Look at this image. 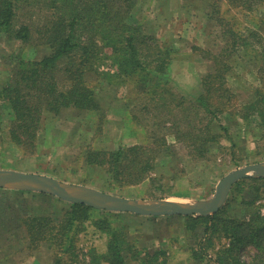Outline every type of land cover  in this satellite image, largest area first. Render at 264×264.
Instances as JSON below:
<instances>
[{"label": "trees", "instance_id": "obj_1", "mask_svg": "<svg viewBox=\"0 0 264 264\" xmlns=\"http://www.w3.org/2000/svg\"><path fill=\"white\" fill-rule=\"evenodd\" d=\"M140 2L0 0V36L15 42L17 47L8 78L0 86V101L12 116V143L33 153L45 114L56 116L74 109L96 112L99 123L103 121V107L86 74L105 58L112 60L116 76L130 86L128 99L139 97L147 114L155 112L148 118V138L143 143L114 150L90 147L85 151L86 165L103 168L119 187L145 180L156 182L157 176H152L155 167L165 163L176 146L194 161L207 160L216 145L224 149V140L229 148H234L236 142L229 128L220 123L224 115L264 126V91L255 87L253 99L238 105L236 93L227 84L231 56L241 50L257 56V76L264 81V37L260 30L264 24L260 12L264 0H206L205 23L219 30L223 45L210 57L212 70L188 95L176 92L167 79L172 55L177 50L145 31L139 18ZM190 7L199 10L196 5ZM234 9L254 21L252 28L229 18L228 13ZM29 42L47 47L49 53L39 59H23L20 49ZM263 187L264 178L242 179L213 215L184 217V230L192 238L186 247L189 256L197 262L207 260L208 264H264V213L259 211L264 209ZM233 201L253 212L233 215ZM7 208L11 214L0 213V232L24 226L27 248L33 251L47 245L50 251L54 249L53 264H74L80 255L83 264H167L166 257L172 250L139 249L133 231L137 226L122 218L128 214L83 204H68L54 214L37 215L16 211L13 203H8ZM89 234L97 235L103 244L89 245L83 253L78 246L79 236ZM210 251L213 255L208 257ZM247 251L252 254L244 260Z\"/></svg>", "mask_w": 264, "mask_h": 264}, {"label": "rangeland", "instance_id": "obj_2", "mask_svg": "<svg viewBox=\"0 0 264 264\" xmlns=\"http://www.w3.org/2000/svg\"><path fill=\"white\" fill-rule=\"evenodd\" d=\"M191 5H196L199 10L192 9ZM207 5L206 0H189L188 2L185 0H141L140 2L139 18L144 24L145 31L158 37L166 46L177 50L172 55L166 74L171 86L179 94H192L199 88L201 77L213 68L210 57L223 45L219 30L215 31L205 23L203 12H208L205 8ZM260 12L264 15V6ZM228 16L236 18L243 27L252 28L253 26L254 21L238 10L234 9L228 13ZM260 30L264 37V24L260 26ZM16 50L15 42L3 35L0 36V86L8 78ZM20 51L21 57L25 60L39 59L49 53L47 47L30 42L24 44ZM258 60L255 54L244 50L231 56L227 84L236 93L238 105L253 99L255 87L264 91V81L259 80L257 76ZM116 74V67L110 58H105L100 65L86 74L87 81L95 91L97 101L103 107V121L99 123L100 118L96 112H78L74 109L63 110L56 116L45 114L33 153L24 152L10 140L9 126L12 116L0 101V169L39 173L65 183L97 189L132 200H172L194 203L210 199L215 193L217 183L229 172L264 162V126H256L252 120L246 123L238 116L224 115L220 123L229 128L236 142L234 148H229L228 142L224 140L221 142L224 149H218L216 145L207 160L194 161L187 156L184 149L176 146L172 149L171 157L163 161L165 163L155 167L152 176H157L156 182L151 183L145 180L134 186H117L103 168L86 165L85 151L90 147L114 150L118 146L143 143V140L148 138V118L153 117L155 112L147 114L142 109V100L139 97L128 99L131 95L129 94L130 86L125 85ZM169 140L172 141V139ZM261 192L264 194V187ZM229 196L228 194L227 198ZM259 202L262 204L263 199ZM8 203L15 204L16 211L35 215L54 214L58 209L71 204L49 194L0 189L2 216L4 213L11 214L7 208ZM231 203L230 213L233 215L242 216L244 213L253 212V209H246L238 202ZM259 211L261 214L264 213L263 208ZM120 214H128L122 218L126 223L137 226L136 233L134 232L136 235L159 236L163 233L166 239L173 232L169 228L173 225L183 227L184 217H186ZM146 217L159 219L153 222L157 228L152 229L150 227L152 223L142 219ZM139 225H142L141 228ZM23 227L9 232H0V264H27L23 259H26L32 251L27 248L26 232ZM177 228L178 226L175 227L177 238L169 242L168 247L164 243V247L168 250L172 249L166 257L167 264H208L207 260L197 262L189 254L185 255L181 251L176 250L173 254V250L179 247L178 242L182 244V247H187L192 239L188 234H185L184 239L179 237L182 231ZM198 232L200 233V230ZM79 238L78 246L83 248L81 251L83 253L89 245L99 247L101 242L103 244L97 235L91 237L89 234L88 237L79 236ZM50 253L53 261L54 249ZM251 254V251H247L242 258L248 260ZM212 255L213 251H210L208 257ZM67 260V256L64 255V261L67 262ZM77 262L83 264L82 255ZM127 264L138 263L129 261Z\"/></svg>", "mask_w": 264, "mask_h": 264}, {"label": "water", "instance_id": "obj_3", "mask_svg": "<svg viewBox=\"0 0 264 264\" xmlns=\"http://www.w3.org/2000/svg\"><path fill=\"white\" fill-rule=\"evenodd\" d=\"M246 178H264V162L229 172L217 183L215 193L210 199L194 203L132 200L97 189L65 183L39 173L7 169H0V189L49 194L71 204H83L97 210L139 216H209L222 208L233 185Z\"/></svg>", "mask_w": 264, "mask_h": 264}, {"label": "crops", "instance_id": "obj_4", "mask_svg": "<svg viewBox=\"0 0 264 264\" xmlns=\"http://www.w3.org/2000/svg\"><path fill=\"white\" fill-rule=\"evenodd\" d=\"M142 219H147V217L142 218ZM154 219L153 220H147V221H150V223H152L150 225V227L152 229H154L155 227L157 228V225L155 226V224H153V222H155L156 220H159L157 218H154ZM164 219H168V218H164ZM138 223H139V221H138ZM141 226L139 225V228H141ZM176 226H178L177 229H179V230L181 229V231L183 232V233L181 232V236H179V237H183V239H184L186 231L183 229V227L180 225H173L171 228H169L170 231H173V232H172V234H170L167 237V239L165 238L163 233H161V235H159V236L156 234H151V235H142V234L136 235L135 234L136 240H138L137 241L138 248L141 249L142 251H145V250L151 251V250H155V249H164L165 250L168 247L169 242H173V240H175L174 238H177L176 236H178V235H176V232H175ZM133 231L136 233L135 229H133ZM164 243H166L167 247H164ZM151 247H152V249H151ZM176 250L181 251L185 255L188 254L186 247H184V246L182 247V244L180 242H179V247L177 246V248L173 250V254L176 253ZM50 252H51L50 248L47 245H41L38 249L33 250L30 254H28V257L26 259H23V261L25 263L27 262V264H53Z\"/></svg>", "mask_w": 264, "mask_h": 264}]
</instances>
